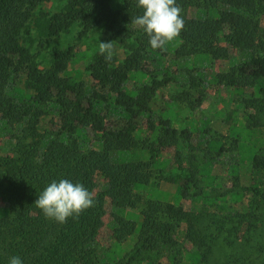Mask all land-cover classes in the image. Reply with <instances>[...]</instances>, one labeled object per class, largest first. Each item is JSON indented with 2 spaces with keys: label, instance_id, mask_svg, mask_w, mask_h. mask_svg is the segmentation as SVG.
I'll list each match as a JSON object with an SVG mask.
<instances>
[{
  "label": "trees",
  "instance_id": "trees-1",
  "mask_svg": "<svg viewBox=\"0 0 264 264\" xmlns=\"http://www.w3.org/2000/svg\"><path fill=\"white\" fill-rule=\"evenodd\" d=\"M45 1L48 0H0V121L12 127L30 117L33 109L42 111L50 106L60 112L63 123L62 135L47 139L44 147L39 140L17 139L13 152L20 154L0 156V264H9L13 256H19L23 264H122L121 259L107 256V249L97 242L106 199L115 210L137 208L142 213L135 249L128 261L139 260L148 249L168 251L169 245L182 236L180 222L186 219V212L180 205L142 198L133 190L136 184L146 185L152 174L151 162L131 153L145 151L150 145L135 138V120L147 116L149 128H154L149 103L160 84L155 81L144 85L136 95H129L124 89L129 74L142 69L141 62L148 54L158 52L151 47L143 29L132 23L144 9L137 6V0H66L57 12L34 15L36 7ZM176 3L182 8L185 22L176 55L206 53L222 57L227 53L226 46L219 45L223 39L242 54L236 70L239 80L235 81L231 73L227 84L235 87L243 80L257 84V92L262 93L259 111L262 110L264 38L260 17L264 14V0H211L209 7L215 10L216 17L184 14L190 6L200 7V0ZM30 23L37 28L40 42L67 33L73 24L79 26V36L99 33L101 42L114 44L113 58L106 61L98 46L86 66L91 81L87 85L83 80L62 76L73 52L71 47L55 48L33 93L15 102L9 86L25 68L23 60L15 56L16 46L21 34L29 32ZM130 38L132 41L127 42ZM120 45L124 49L122 62L116 55ZM27 57L30 66H36L33 55ZM110 113L118 116L119 122L113 128L106 127ZM160 120L170 143L187 135L185 128L179 131L168 118ZM257 124L255 121L254 127ZM86 130L96 136L92 143L97 142L98 148L86 147L85 141L78 139V134L85 136ZM35 134L32 131L29 136L34 138ZM253 161L258 170H264V149L253 156ZM96 174L105 179V188L98 192L94 190ZM61 179L84 185L96 200L78 218L69 217L63 224L47 218L34 204L46 186ZM188 180L192 181V177ZM182 187L184 195L188 184L185 182ZM253 190L259 193L257 187ZM261 197L264 201V194ZM111 222L114 242L126 239L134 229L117 214L112 215ZM193 257L192 264H197L202 254L196 250Z\"/></svg>",
  "mask_w": 264,
  "mask_h": 264
},
{
  "label": "rangeland",
  "instance_id": "rangeland-1",
  "mask_svg": "<svg viewBox=\"0 0 264 264\" xmlns=\"http://www.w3.org/2000/svg\"><path fill=\"white\" fill-rule=\"evenodd\" d=\"M65 1H45L36 7L34 15L57 12ZM210 3L211 0H200V7L190 6L184 14L216 17ZM260 23L264 38V14ZM29 25V32L21 34L16 46L15 56L23 60L25 68L9 86L15 102L33 93L37 78L45 74L55 48H72L73 55L63 77L83 80L87 85L91 83L86 66L101 42L99 33L79 36L80 28L73 24L67 33L40 42L37 28ZM131 41L130 38L127 42ZM180 43L179 35L158 48V52L148 54L141 62L142 69L129 74L124 89L129 95H136L144 85L160 82L149 103L152 113L149 118L154 121V128H149L147 116L135 120V138L146 140L150 145L145 151L131 153L133 157L151 162L152 174L146 185L136 184L133 190L142 198L182 206L187 214L180 222L182 236L169 245L168 251L148 249L141 253L139 260L128 261L135 249L142 213L137 208L115 210L106 199L97 242L107 249V256L121 259L122 264H192L196 250L202 254L197 264H264V201L261 197L264 170H258L253 161V156L264 149V105L259 111L262 93L257 92L258 86L251 80H243L235 87L227 84L231 73L235 81L239 80L236 70L242 54L223 39L219 40V45L226 46L227 53L219 58L206 53L177 56L175 50ZM123 50L120 45L116 51L120 62L124 58ZM29 54L33 55L36 66H30ZM41 110L33 109L30 117L12 127L0 121V156L19 155L20 152H13L17 139L39 140L44 147L47 139L60 136L63 132L60 112L50 106ZM161 117L168 118L179 131L185 128L187 135H180L175 143H170L161 126ZM255 121L258 122L256 127ZM118 122V116L110 113L106 127L113 128ZM32 131L36 133L34 138L29 136ZM93 138L96 136L91 130H86L85 136L78 134L86 147L98 148L97 142L92 143ZM185 182L188 187L183 195ZM94 183L95 192L105 188V179L99 174L95 175ZM253 187H257L259 193H254ZM113 214L134 226L131 234L120 242L111 239Z\"/></svg>",
  "mask_w": 264,
  "mask_h": 264
},
{
  "label": "clouds",
  "instance_id": "clouds-1",
  "mask_svg": "<svg viewBox=\"0 0 264 264\" xmlns=\"http://www.w3.org/2000/svg\"><path fill=\"white\" fill-rule=\"evenodd\" d=\"M137 6L144 11L132 20V23L143 29L154 49L164 47L166 42L179 36L185 27L181 16L182 8L176 0H137ZM114 50L112 42L99 43V54L103 55L106 61L112 60ZM95 203L92 192L84 185L74 184L68 179L58 182L53 180L34 202L47 218L61 224L66 223L69 217L78 218ZM9 264H23V260L19 256H13Z\"/></svg>",
  "mask_w": 264,
  "mask_h": 264
}]
</instances>
